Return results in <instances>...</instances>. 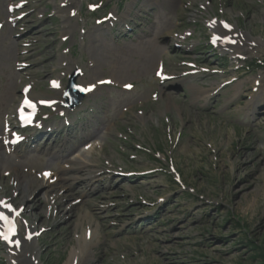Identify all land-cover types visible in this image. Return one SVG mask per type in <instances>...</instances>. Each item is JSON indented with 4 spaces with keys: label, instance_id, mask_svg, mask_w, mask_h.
Returning <instances> with one entry per match:
<instances>
[{
    "label": "rangeland",
    "instance_id": "obj_1",
    "mask_svg": "<svg viewBox=\"0 0 264 264\" xmlns=\"http://www.w3.org/2000/svg\"><path fill=\"white\" fill-rule=\"evenodd\" d=\"M23 1L15 17H27L15 25L8 8ZM69 3L0 0V137L16 114L9 96L18 90L21 99L24 85L34 98L59 96L77 69V83L93 88L68 113L71 126L60 137L76 145L59 159L19 158L0 141V197L23 204L22 222L45 230L33 248L24 245L28 263L37 256L39 264H264V117L256 124L246 105H264V0ZM221 20L243 33L246 52L232 56L213 41L210 23ZM178 38L181 48L172 45ZM22 62L28 66L19 70ZM213 68L219 72L209 75ZM45 108L38 118L53 121ZM83 164L104 172L92 203L82 188L68 196L71 181H62ZM46 169L60 176L44 193L36 184ZM26 189L38 192L40 206L25 203ZM16 252L0 238V264H26Z\"/></svg>",
    "mask_w": 264,
    "mask_h": 264
},
{
    "label": "bare ground",
    "instance_id": "obj_2",
    "mask_svg": "<svg viewBox=\"0 0 264 264\" xmlns=\"http://www.w3.org/2000/svg\"><path fill=\"white\" fill-rule=\"evenodd\" d=\"M71 0H64V4L65 5H68V4H70L69 2H70ZM173 1V0H172ZM210 27H211V30H212V32H216V33H224L225 35H228L229 37H231V38H233V40H234V42L236 43V45L237 44H239L240 46L239 47H236L235 45H233V44H231L230 42H228V43H226V42H224L223 40H221L220 38V42H221V45L223 46V47H225V49H227V50H229V52L232 54V56H233V54L235 53V52H238V51H234V49H237V50H239V51H242V52H246V48H245V46H247V45H249V44H243L240 40H239V38H237L236 36V34H233L232 33V31L228 28V29H224V28H222V29H220V26L216 23V21H212L211 23H210ZM34 28H32L31 29V31L29 32V34H32V30H33ZM233 32H235V31H233ZM38 33V32H37ZM37 33H33L32 35L33 36H31L32 38H36V36L37 35H35V34H37ZM141 34H143V32L141 33ZM248 34H246V36H247ZM252 41H255V40H252ZM256 42V45H257V47H259V46H261L262 44L259 42V40L258 41H255ZM250 43V42H249ZM47 63V60H42L40 63ZM257 78V77H256ZM253 79L252 80V84L253 85H255V84H258V83H261V80H259V79ZM241 85H242V83H239V85H238V88H236V93L235 94H238V97L240 96V94H241ZM31 89H32V86H30V87H28V90H27V92H26V96H28L30 93H31ZM209 90H211V87H209V88H207V91H209ZM204 91H206V90H201V92H203L204 93ZM29 93V94H28ZM59 94L60 95H62L61 94V91L59 92ZM258 94L259 93H257V94H255V95H253L252 96V99L253 98H255L256 96H258ZM19 95H18V90H15L13 93H11L10 94V96H9V101H10V103L12 104V103H14V107H19L20 106V109L21 110H28L27 109V106H26V104L24 103V102H21V103H19L18 102V100H17V97H18ZM29 97V96H28ZM207 97L208 96H205L204 98H206L207 99ZM52 98H58V97H52ZM29 100V99H28ZM34 100V98L32 97L31 98V103L32 104H36V106L38 107L39 106V104L38 103H36L35 101H33ZM63 100H64V97L63 98H59V102L56 104V106H60L61 104H62V102H63ZM252 103H253V101L251 100V101H247V103H246V105H247V107H249L251 110H252V113H253V117H252V121L253 122H255L256 124H257V121H259V120H261L263 117H264V113H262V111H264V105L262 106V107H255V106H253L252 105ZM11 104H8L9 105V107L11 106ZM82 137V136H81ZM59 140H53L52 141V143H50V144H46V141L45 142H43L41 145H36L35 147H34V150H31L29 153H31V152H34V156H35V154L37 155V156H40L42 153H44L43 152V150L44 149H46V155L47 156H51L52 158H55V159H58V156H57V153L59 152V151H62V150H67L68 148H69V144L67 143V141H64L63 139H61V138H58ZM3 146V144L1 143V145H0V147H2ZM49 150H53L54 152H53V155H50L49 153H48V151ZM29 153H27V155L29 154ZM43 155V154H42ZM84 170L83 171H85V168H83ZM81 174L82 173H80V175L79 176H73V179H77L76 180V183L75 184H73V183H69L68 185H67V188H66V190L69 192L67 195L68 196H71V195H73V191H75V189L77 188H82V189H84V190H82L81 191V193H83L85 196H88V195H90L91 193H94V192H97L98 190H99V188L101 187L100 186V183H99V181H100V179L98 178L99 176L97 175H94V174H91L88 170H86L85 172H84V176H81ZM56 175V173H54V176ZM50 178H52V177H49V179ZM63 179H65V178H63ZM52 180V179H51ZM50 183H51V181H50ZM50 183H49V180H47L45 183L43 182V180H42V182H39L38 184H36V186L37 187H39V189L40 190H43V192L44 193H47L50 189H52L51 188V185H50ZM35 186V187H36ZM31 188V186H26V188ZM42 187H44V188H42ZM28 189H26V190H23V192H22V194L25 192V191H27ZM35 191V190H34ZM33 191V189H31V191L29 190V192H28V194H23V196H22V198L24 199V201H25V203H31V204H34V205H37L38 203H39V206L42 204L39 200H36V197L39 195L38 194V192L36 191V192H34ZM30 207V206H29ZM75 206L73 205L71 208L73 209ZM70 208V209H71ZM26 209V208H25ZM69 209V210H70ZM72 209L70 210V211H72ZM25 211V210H24ZM0 213H3L5 216H8L9 218H10V221H12L14 224H16V222L18 221V219H19V216L18 215H11L10 213H9V211L8 210H5L4 208H2V207H0ZM67 215H68V213H66ZM72 216L70 215V217H69V219L71 218ZM4 222V221H3ZM88 222H91V221H88ZM5 224V223H4ZM79 223H76L75 224V228H77V225H78ZM30 225V224H29ZM28 225V226H29ZM7 225H3V228L4 227H6ZM23 226H26L24 223H23ZM30 226H33V225H30ZM18 227V226H17ZM34 227V226H33ZM179 227H182L183 228V226H179ZM26 228H27V226H26ZM5 229V228H4ZM27 230V229H26ZM27 231H29L30 233H29V236H28V238L30 239V245H31V247L33 248L34 247V243H35V239H36V236H37V232L36 231H34V229H31V228H29V230H27ZM85 232H86V230H85ZM2 233H3V231H2ZM13 239H15L14 240V244H13V247L14 248H17V249H20V252L19 253H17V255H16V257H17V259L18 260H20V261H22V262H25L26 264H29L28 262V259L25 257V256H27V250H25V248H24V245H26L28 242L25 240V238H20L19 237V235H14L13 236ZM81 239H86L85 238V234H84V231L82 232V237H81ZM12 247V248H13ZM73 252L75 253V252H77V251H72L71 252V254H70V256L73 254ZM78 253H83V251H78ZM37 258V256L34 258L35 260H36V263H38V259H36ZM33 264H35V261H34V263ZM39 264V263H38Z\"/></svg>",
    "mask_w": 264,
    "mask_h": 264
},
{
    "label": "snow or ice",
    "instance_id": "obj_3",
    "mask_svg": "<svg viewBox=\"0 0 264 264\" xmlns=\"http://www.w3.org/2000/svg\"><path fill=\"white\" fill-rule=\"evenodd\" d=\"M19 6V5H18ZM10 11L12 10L11 8L9 9ZM225 27H228L227 25H225ZM157 75H160V73L158 72ZM53 86H57L55 82H53ZM130 87V86H128ZM26 105H29V102L26 100L24 102ZM32 106V105H29ZM34 107V106H32ZM45 175H50L49 173H45ZM0 206L6 207L8 209L9 212L13 211V209L11 208L10 205H7L5 202L0 201ZM0 221H4L5 224L7 225V229L5 232L0 233V238H3L5 241H9L10 237L15 235V225L12 221H10L8 216H5L3 213H0Z\"/></svg>",
    "mask_w": 264,
    "mask_h": 264
},
{
    "label": "trees",
    "instance_id": "obj_4",
    "mask_svg": "<svg viewBox=\"0 0 264 264\" xmlns=\"http://www.w3.org/2000/svg\"><path fill=\"white\" fill-rule=\"evenodd\" d=\"M262 257H263V255H260V260L259 261H263V258Z\"/></svg>",
    "mask_w": 264,
    "mask_h": 264
}]
</instances>
